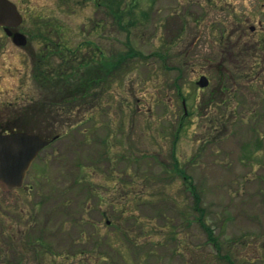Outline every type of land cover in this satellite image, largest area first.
<instances>
[{
    "label": "rangeland",
    "instance_id": "1",
    "mask_svg": "<svg viewBox=\"0 0 264 264\" xmlns=\"http://www.w3.org/2000/svg\"><path fill=\"white\" fill-rule=\"evenodd\" d=\"M263 1L121 0L113 18L93 0H30L32 21L54 31L62 59L99 64L129 56L92 83L87 96L48 102L62 136L32 163L30 189L0 191V264H264V87L247 88L249 78L264 84V72L259 63L254 75L253 56L227 68L235 117L213 121L201 107L197 112L195 99L203 90L194 81L206 71L191 66L196 55L235 57L225 56L218 41L222 22L241 17L256 25ZM129 4L136 24L126 31ZM20 5L27 13L28 0ZM32 21L19 28L25 32ZM181 28L174 41L182 45L173 46ZM2 35L0 123L6 126L24 103H40L22 98L35 51L29 52L39 40L27 36L21 50ZM163 43H172L161 54L164 62L153 53ZM181 62L188 65L177 70ZM84 71L96 80L92 68ZM184 96L190 114L182 119ZM180 170L196 185L200 211ZM16 218L29 223L18 239ZM197 218L212 228L220 250Z\"/></svg>",
    "mask_w": 264,
    "mask_h": 264
},
{
    "label": "flooded vegetation",
    "instance_id": "2",
    "mask_svg": "<svg viewBox=\"0 0 264 264\" xmlns=\"http://www.w3.org/2000/svg\"><path fill=\"white\" fill-rule=\"evenodd\" d=\"M11 1L17 11L21 14L22 16V22L25 21H32L34 14H35V9L34 5L30 6V0H28V10L27 13H24L25 10L23 7H21L20 4L24 3L25 0H9ZM111 3L110 11H111V16L114 18L116 11L113 10L112 8L115 7V0H110ZM128 4H126L127 6ZM262 5V6H261ZM259 11L263 15L260 16V19H264V1L260 3L259 6ZM258 19L255 24H250L247 25L248 19L244 18L241 19V17H236L235 21H228V22H222V29H219V37L218 41L222 44L221 48L223 51H227L230 54L229 57L233 56L235 54V57L233 58H225L223 57L220 53L213 57H210L208 55H205L201 57V55H196L193 60H191V66L192 69L195 71L199 69L200 71H206V76L208 78V85L206 87V95L212 96V97H217L222 94H225L224 99V104L223 107L228 108L229 107V99L231 92H233V89L228 88V79L229 75L225 73V70L229 68L230 66L234 64H243L242 62L249 63L252 61V56L253 59L257 61V63L252 64V69H254V75L256 74L257 71V64H261V67L258 69L260 73L264 72V26L262 25V21ZM21 22V24H22ZM197 22V21H196ZM21 24L17 28H7L8 32L10 35H8L5 32V27L0 25V31L3 33V37L7 38L8 41H10L16 48L24 50V46L27 44V36H31L33 38H36L37 40L40 41V43L43 44H38L39 41L35 45V49L30 51V54H33L34 52V57L32 58L31 56V64H30V69L31 71L29 72L30 76V85L26 91L25 94L22 95V98L30 101V102H44L46 103L47 106V112L50 111L51 107L49 106L48 102H62L65 101L67 103H70V99H77L78 96H81L83 98L82 93L84 92V88L82 85L78 82L80 79L79 77H82L83 71L79 73L75 81L69 80L68 78L72 75L73 73L71 71H68V68L65 66L64 63L62 62H54L50 65L48 63V66L44 69L40 68L41 65V57H40V51L42 50L41 48H44L46 50L51 49V45L54 43L52 37L50 36L52 32L50 30H44L40 27L37 28V25L34 23V21L31 22V26L28 27V29H25V32H23L22 28H19ZM39 26H43V24H38ZM129 25V17L127 18V22L124 25V28L126 31H129L128 26ZM45 28H48L47 26H44ZM217 28V27H216ZM52 30V29H51ZM184 29L181 28V30L178 31V33L174 34L172 36V43L173 46H176L179 44L180 46L182 45V42H177L174 41L176 40L177 36H182V33ZM15 32H21L25 34V44L22 46H17L14 43V33ZM58 32V31H57ZM180 34V35H179ZM47 37V38H46ZM195 41L191 42V45ZM172 43H163L159 44L160 51H155L153 52L154 54H166L168 50L170 51L171 47L169 44ZM58 44H61L58 42ZM187 50L194 48L193 46H185ZM183 45V50L185 49ZM196 51L202 52V49H197L195 48ZM225 49V50H224ZM178 53H181L180 51ZM225 53V52H224ZM230 59V62H228ZM230 63V65H229ZM185 64L182 66L188 65V63H180ZM180 65V67H181ZM93 72L96 73V80H93L92 83H99L100 81V71L98 70L97 67L93 69ZM22 74V73H21ZM202 74V73H200ZM110 76V74H108ZM249 83H247V88L249 89H254L261 91V87H264V84L260 82L257 84L256 82L252 83V79L249 78ZM258 85V87H257ZM221 86V87H220ZM257 87V88H256ZM228 94L226 95V93ZM95 94V93H94ZM97 95V94H95ZM228 96V97H227ZM258 96V95H257ZM259 98H255L252 101H257ZM51 114V113H50ZM28 132L35 133L39 135L40 137L49 140V143L47 144L46 147L51 145L55 140L59 139L62 136V133L60 129H50V127H43V126H36L32 130H27ZM40 155V153H39ZM36 158L35 161H37ZM45 161V159H42ZM42 160H40L42 162ZM29 173V172H28ZM28 175V174H27ZM25 189H30V186L27 185L26 179L22 185L21 188L17 190H13L12 192H20L24 191ZM28 191V190H27ZM21 217L23 214L20 212ZM17 219V218H16ZM20 219H17V225L18 228L13 231V235L15 239H18L17 237L23 236V229L28 230V225L29 223L26 221H22ZM111 221L107 219L106 225H110ZM23 232V233H22ZM39 242V239H37ZM18 242V240H17ZM42 245V243H41ZM18 246H23L18 242ZM66 256V255H65ZM68 257V255H67ZM23 259L27 260L26 257L22 255ZM19 262H22L21 260H16V263L19 264ZM76 264H79L76 262Z\"/></svg>",
    "mask_w": 264,
    "mask_h": 264
},
{
    "label": "water",
    "instance_id": "3",
    "mask_svg": "<svg viewBox=\"0 0 264 264\" xmlns=\"http://www.w3.org/2000/svg\"><path fill=\"white\" fill-rule=\"evenodd\" d=\"M21 16L8 0H0V24L17 26ZM8 33V32H7ZM16 44L25 42L24 35L14 34ZM203 78V77H202ZM200 84L203 85V83ZM47 141L26 131L0 133V188L10 191L23 184L26 171Z\"/></svg>",
    "mask_w": 264,
    "mask_h": 264
},
{
    "label": "trees",
    "instance_id": "4",
    "mask_svg": "<svg viewBox=\"0 0 264 264\" xmlns=\"http://www.w3.org/2000/svg\"><path fill=\"white\" fill-rule=\"evenodd\" d=\"M95 2L99 5H102L103 2H101V0H95ZM121 2V0H115V7ZM123 2V1H122ZM105 5L106 9H110L111 7V3L108 2ZM117 8V7H116ZM118 10V8H117ZM120 10V9H119ZM47 38V37H46ZM42 53L40 55L41 57V65L40 68L44 69L48 66V63H50V65L56 60V57H58V59L61 58L62 63L65 64V66L68 68V71H71L73 73V76L71 75L68 79L75 81V79L77 78L76 75H78L79 77V69L81 67H84L86 69H94L95 67L98 68V70L103 73L102 75H100V79L103 80L105 78V76L107 74H110L111 72H116L120 66L122 67L123 64L127 59H125V55L126 57L129 56V53H123V54H117L115 58L112 57H108L106 60L100 62L99 64H97L98 62H96L95 64H93V62H89L88 58H80V61L75 60L74 58H70V57H65V59H62L64 56L63 50H62V46L60 44H58V42H54L51 45V49L46 50V49H42ZM70 54L67 55H76L74 53V50H70L69 51ZM125 60V61H123ZM76 61V62H75ZM91 61H94L93 57H91ZM74 64H76V66H74ZM80 64L78 67L77 65ZM97 64V65H96ZM77 67V68H76ZM91 77V76H90ZM79 83L82 85V87L84 88V92L82 93L83 97L88 95V91H90L91 87H92V77L89 78L87 77H79ZM108 80V78L106 79V81ZM28 114H31L30 111V107L29 105H25L24 108H22L18 114H15L13 117V123L11 125H13L12 127H7L8 125H4L3 123H0V131L1 130H8V129H27V130H32L33 128L30 127V116ZM42 120L41 122L43 123L44 127H49V126H53V122L51 119L54 118V116H57V114H49L48 116L45 114H41L40 115ZM19 119V120H18ZM67 122V121H65ZM7 124V123H5ZM55 129V128H52ZM184 178H186L184 176ZM193 196H194V200L196 202H198L199 200V196L193 192ZM198 209V207H197ZM199 210V209H198ZM200 225L203 227V229L205 230V232L207 233V238L209 241L212 242V244L215 246L216 250H220V247L218 246V242L215 239V235L212 231V228L207 225L205 223V221H203V219L201 220L200 218L198 219Z\"/></svg>",
    "mask_w": 264,
    "mask_h": 264
}]
</instances>
